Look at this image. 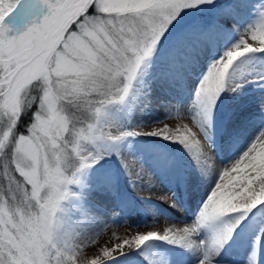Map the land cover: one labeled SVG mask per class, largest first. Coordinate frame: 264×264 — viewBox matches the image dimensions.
Returning a JSON list of instances; mask_svg holds the SVG:
<instances>
[{
	"label": "rangeland",
	"instance_id": "rangeland-1",
	"mask_svg": "<svg viewBox=\"0 0 264 264\" xmlns=\"http://www.w3.org/2000/svg\"><path fill=\"white\" fill-rule=\"evenodd\" d=\"M64 1L26 0L19 6L23 0H0V69L3 70L2 75L11 71L0 78V123L7 119L0 135V221L6 228L0 224V264H78L84 250L73 242L74 227L68 225L64 208L66 193L84 166L78 146L82 143L107 145L95 128L96 124L109 107L115 109L123 104L137 76L142 73V64L161 51L167 38L195 25L199 19L211 16L228 0H211L190 8L187 5L194 0H96L97 13L91 16H86V11L92 0H70L69 11L60 19V27L54 31L45 48L38 50L32 41H28L24 49L13 47L10 51L6 47L9 42L15 45L22 37L46 25ZM175 5L186 8L178 19L179 9ZM256 6L257 12L251 17L254 29L264 23L260 15L264 13V0H257ZM77 15H80L78 20ZM74 24L76 27L72 32L70 28ZM237 36L236 32L224 36V42L228 44L222 49H231L239 42L243 45L250 43L248 36ZM244 48L241 47V51ZM98 53L103 54V60L98 61ZM49 66L52 70H47ZM178 67L182 66L173 69L176 74ZM262 67L264 53H247L229 68L225 80L231 84H225V90L212 109L219 118L214 123L206 122L204 127L213 138L210 142L215 148L213 154L194 165L198 171L224 159L239 169L244 160L242 166L255 160L253 149L248 147L250 141L246 139L256 141L260 136L258 132L264 129V115L256 113V109H264V84L250 87L249 82L264 77L258 72ZM202 68L206 71L207 66ZM72 74H76L74 83L60 80V76L67 78ZM176 74L172 78L177 82L170 80V90L180 85ZM187 77L186 82L191 83L189 80L193 78ZM38 78L46 89L40 94L35 110L31 111V122L25 134L12 139L11 135L15 134L12 121H16L14 119L19 113V90ZM145 81L146 86L152 89ZM98 84H112L120 91L119 96L111 100L102 99L97 105L92 99L84 102L85 96H94ZM252 88L255 90L246 93ZM56 91H59L57 97L61 102L64 100L61 104L49 98ZM74 100L77 103L74 104ZM69 106L80 108L78 119L72 110H68ZM234 113L246 114L245 122L249 123V128L241 136L233 135L230 130ZM89 117L92 119L90 123ZM76 120L78 126L71 128ZM230 135L233 136L230 138ZM226 147L230 150L227 151ZM223 148L226 152L220 156L219 150ZM171 150L179 159L189 158L188 149L172 147ZM231 150L233 152L226 156ZM68 156L80 161V166L70 178H67V172L72 168L67 162ZM224 171L221 170V174H225ZM245 172L244 169L241 173ZM198 191L200 186L196 187Z\"/></svg>",
	"mask_w": 264,
	"mask_h": 264
},
{
	"label": "bare ground",
	"instance_id": "bare-ground-1",
	"mask_svg": "<svg viewBox=\"0 0 264 264\" xmlns=\"http://www.w3.org/2000/svg\"><path fill=\"white\" fill-rule=\"evenodd\" d=\"M69 2L64 1L54 12L56 22L69 11ZM256 2L228 0L211 16L167 38L161 51L142 64V73L123 104L115 109L109 107L99 118L95 128L107 145L82 143L78 146L84 166L66 193L64 207L68 225L74 227L73 242L84 250L78 264H93L94 260L99 264L101 249L118 242L120 237L165 230H169V235L182 236L185 228L191 234L183 245L165 240L147 241L139 248L116 252L105 264H200L203 253L210 248L214 249L210 254L211 264H264V203L254 202L264 192V129L258 132L256 141L246 139L255 159L245 163L247 166H242L243 159L240 169L224 159L201 166L202 170L198 171L194 165L213 154L215 148L205 123L219 117L212 111L215 104L207 100L197 103L194 93L190 97L191 92L201 87L200 82L211 65L222 67L218 61L225 52L223 46L228 44L224 36L234 32L240 38L250 35L254 29L251 17L257 12ZM46 25L49 30L46 31L47 27L42 35L46 33L50 37L53 26L49 22ZM42 28L45 25L38 30ZM40 44L34 42L33 47ZM177 66L182 67H178L176 74L173 69ZM202 66H207L206 71ZM258 72L264 75V67ZM175 74L180 85L170 90L168 86ZM186 76L193 78L189 80L191 83L186 82ZM145 79L152 89L146 86ZM249 83L250 87L263 85L264 77ZM225 84L229 86L231 82L225 80ZM253 90L247 89L246 93ZM257 112L264 115V109L258 108ZM245 117L246 114L232 117L229 127L233 135L241 136L249 128ZM153 132L157 135H147ZM126 133L134 135L126 136ZM170 147L188 149L189 158L179 159ZM224 169L225 174H221ZM244 169L246 172L242 174ZM197 186H200L198 192ZM210 193L208 200L215 197L220 201L223 194L236 207L217 209L215 219H204L201 210ZM251 207L254 208L240 213L241 209ZM237 221L239 224L230 238L223 240V234ZM0 224L6 229L2 221ZM188 243L192 245L190 248L186 246Z\"/></svg>",
	"mask_w": 264,
	"mask_h": 264
},
{
	"label": "snow or ice",
	"instance_id": "snow-or-ice-1",
	"mask_svg": "<svg viewBox=\"0 0 264 264\" xmlns=\"http://www.w3.org/2000/svg\"><path fill=\"white\" fill-rule=\"evenodd\" d=\"M211 0H194L193 3L187 5L188 8L190 7H199L202 6L205 3H210ZM175 8L179 9L178 14L176 15V19L179 18V16L186 10L185 7L181 6V5H175ZM261 18L264 19V13H261ZM56 22L55 17H53L52 21L49 22L50 24L54 25ZM175 21H173L174 23ZM171 25H169L170 27ZM48 27V25H45V28H42L40 30H37L35 33H29L27 36L22 37L21 41L17 42L15 45L13 44V42H9V44L6 46L10 51L12 50L13 47H18L19 49H24L27 46L28 41H32V42H42L44 37L42 35V33L44 32V30ZM168 27V29H169ZM166 29V32L167 30ZM264 35V23H262L258 28L253 29L250 32V36L252 38H256L258 36ZM164 35L160 38V41L163 39ZM159 41V42H160ZM262 46L259 48H253L252 51L250 52H246L247 53H264V44H261ZM241 47H245V45H243L242 43H238L234 46V48L231 49H226L224 54H223V60H227L228 57L230 55H233L234 53L238 52L236 51V49H239ZM245 54L243 56H245ZM240 56V57H243ZM239 57V58H240ZM219 60L221 61V64L223 63V60ZM212 70L211 74L209 73V70ZM220 67H217L216 65H211L207 74L202 78L200 85V88H197L195 91V98H196V102L200 103L204 100H207L209 103L214 104L216 99L219 97V95L225 90V77L226 75L223 73L219 72ZM264 134V133H262ZM126 136H130V135H134L133 133H126ZM147 135H152L155 136L157 135L156 132L153 133H149ZM163 138L167 139V136H164ZM185 147L187 148V145H185ZM223 194H221V200H223ZM218 201H216L215 197H213L212 200H208V203H206L204 205V207L201 210V215L204 219H215L217 213V209L213 208V205L215 203H217ZM255 207V206H254ZM245 211H242L240 213H246L247 211L251 210L252 208ZM244 218L243 215H241L240 219L242 220ZM239 224V221L236 222V224L232 225L231 227H229L227 229V231L223 234L222 239L223 240H227L230 238L231 233L235 230V227H237ZM194 230V229H193ZM184 233L185 235L182 236H176L175 234H172V236L175 237L174 240H169L167 236L165 237H157V239H162L165 241H168L170 243H176V244H185L186 241V237L187 235H190L191 232L188 228L184 229ZM219 240H221V237L218 238ZM187 247H191V243H188L186 245ZM214 249L210 248L208 251H205L203 253V259L201 260L200 264H211V259H210V254H212ZM218 251V249L216 250Z\"/></svg>",
	"mask_w": 264,
	"mask_h": 264
},
{
	"label": "trees",
	"instance_id": "trees-1",
	"mask_svg": "<svg viewBox=\"0 0 264 264\" xmlns=\"http://www.w3.org/2000/svg\"><path fill=\"white\" fill-rule=\"evenodd\" d=\"M95 1L96 0H92L91 3L88 5V8H87V11H86V16H91V15H96V10H95ZM80 18V15H77L76 16V19L78 20ZM75 24L71 26L70 28V31H75ZM63 37L65 38L66 35L64 34ZM61 44V43H60ZM58 45V48L61 46V45ZM47 70H52V67L49 66V68ZM2 73H3V70L0 69V77L2 76ZM52 75V74H51ZM75 75L76 74H72L70 75L69 77L67 78H62V76H60V80L61 81H64V82H67V83H74L75 82ZM53 76V75H52ZM46 89L45 85H43V81H40V79H35L31 82H29L28 84L24 85L20 90H19V93H18V102H19V113L17 115V117L14 119L16 120L15 122L12 121L15 126V134H12V139L17 137V136H20V135H24L28 126L30 125V118H31V111L35 108L36 104H37V101H38V98L40 96V94ZM57 92L59 91H56L55 93H52L51 96H49L50 99H54L55 100V103L58 104V103H62L64 102V100L61 102L60 98L57 97ZM120 94V91L117 90L115 87H113V85H107V86H104L102 84H98L96 86V92L93 95H89V96H85L84 97V102L85 100L86 101H93L95 105L101 103V100H111V99H116V97H118ZM83 101V98H81ZM74 104L77 103V100H74L73 102ZM65 104V103H64ZM72 104V103H71ZM70 104V105H71ZM63 105V104H62ZM66 105H69V104H66ZM61 106V105H60ZM74 106V105H72ZM68 107V110H72L75 114V116L77 115V119H78V116L81 114V110L80 112L78 111L80 108H77V107ZM72 108V109H71ZM35 110V109H34ZM61 113H63L61 110H60ZM79 112V114H78ZM9 121L11 120V118L9 117L8 118ZM7 119H4V121H1L0 123V135H1V132H2V127H3V124L4 122H6ZM92 121V119L89 117L88 119V123H90ZM78 120H76L75 122L72 123L71 125V128L72 127H76L78 126ZM2 124V125H1ZM64 130V129H63ZM62 131V130H61ZM66 133V132H65ZM67 162L70 163L71 165V169L68 173V177L67 178H70L72 176V174L74 173V171L77 170V168L79 167V164H80V161L77 159V158H73V157H67Z\"/></svg>",
	"mask_w": 264,
	"mask_h": 264
},
{
	"label": "clouds",
	"instance_id": "clouds-1",
	"mask_svg": "<svg viewBox=\"0 0 264 264\" xmlns=\"http://www.w3.org/2000/svg\"><path fill=\"white\" fill-rule=\"evenodd\" d=\"M247 39L250 41L249 44H246L245 49L243 51H238L234 53L233 55H230L226 61L223 60L222 67H220L219 72L223 74H227L229 68L233 65L234 61H236L240 56H243L246 52L252 51L253 48H257L258 45L264 44V35L258 36L256 38H252L250 35L247 37ZM104 56L103 54L97 55V59L103 60ZM218 63H221V61H218ZM212 70H209V73L211 74ZM30 166V165H29ZM211 193L209 194V197L205 201V204L208 203V199L211 198ZM255 200H259L260 204L264 203V192L260 194L259 197L254 198ZM225 207H232L235 208L236 205L233 204L230 200L223 199L221 201H218L213 205L214 209H223ZM246 209H241L240 212L245 211ZM167 236L169 240H174L175 237L172 235H169V230H165L164 233H157V232H149L147 234H136L133 237H120L118 239V242L113 243L111 246H106L101 249L99 264H105L106 261L111 260L116 252H122L124 249L128 248H139L141 245L145 244L147 241L152 240H162L157 239V237H165ZM93 264H97V261H93Z\"/></svg>",
	"mask_w": 264,
	"mask_h": 264
},
{
	"label": "water",
	"instance_id": "water-1",
	"mask_svg": "<svg viewBox=\"0 0 264 264\" xmlns=\"http://www.w3.org/2000/svg\"><path fill=\"white\" fill-rule=\"evenodd\" d=\"M58 25H59V24H58ZM48 30H49V29H47V32H48ZM49 40H50V37H47V35H46V36L44 37V39H43V44H42V47H43V48H45V47L47 46V44L49 43ZM5 75H6V74H5ZM5 75H4V76H5ZM4 76H3V77H4ZM3 77H1V78H3Z\"/></svg>",
	"mask_w": 264,
	"mask_h": 264
}]
</instances>
